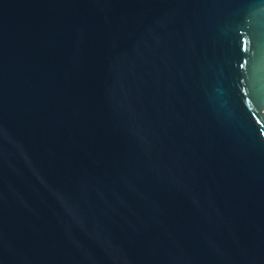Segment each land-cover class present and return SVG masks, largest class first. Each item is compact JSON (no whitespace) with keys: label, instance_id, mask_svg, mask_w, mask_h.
Segmentation results:
<instances>
[{"label":"water","instance_id":"water-1","mask_svg":"<svg viewBox=\"0 0 264 264\" xmlns=\"http://www.w3.org/2000/svg\"><path fill=\"white\" fill-rule=\"evenodd\" d=\"M0 264H264V0H0Z\"/></svg>","mask_w":264,"mask_h":264}]
</instances>
